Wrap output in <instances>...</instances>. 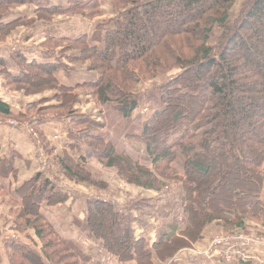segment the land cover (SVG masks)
<instances>
[{
  "label": "trees",
  "instance_id": "trees-1",
  "mask_svg": "<svg viewBox=\"0 0 264 264\" xmlns=\"http://www.w3.org/2000/svg\"><path fill=\"white\" fill-rule=\"evenodd\" d=\"M36 1L0 0V43L19 29L45 23L39 51L53 62L29 61L14 52L21 72L12 75L0 59V76L7 91L56 94L19 114L0 99V118L24 122L53 115L62 122L68 147L63 155L44 136L43 120L35 129L50 169L98 191L86 202L84 218H73L87 239L121 264H166L203 240L212 224L226 234L264 235V0H245L235 20L231 14L237 0ZM34 5L33 17L17 16L19 9ZM63 16L96 21L95 30L72 39L56 36L54 21ZM217 30L221 36L213 45ZM84 66L97 74L95 81L72 88L56 77ZM167 75L152 89L159 98L149 109L152 97L139 87ZM78 90L100 109L109 107L140 127L141 133L129 140L145 147L152 168L100 134L104 126L78 108ZM142 107L147 113L134 118ZM89 149L99 151L98 162L118 170L122 182L152 191L156 198L130 196L123 204L106 196L109 181L95 175L83 157ZM11 174L18 176L13 161L0 160V176ZM173 183L183 228L178 233L168 229L179 221L174 217L170 226L153 228L155 242L148 233L137 237L135 226L142 227L148 212L168 201ZM15 193L20 201L14 203L12 231L18 236L0 251L7 264L93 263L75 238L62 235L43 213L72 199L46 166Z\"/></svg>",
  "mask_w": 264,
  "mask_h": 264
},
{
  "label": "crops",
  "instance_id": "crops-1",
  "mask_svg": "<svg viewBox=\"0 0 264 264\" xmlns=\"http://www.w3.org/2000/svg\"><path fill=\"white\" fill-rule=\"evenodd\" d=\"M43 1V0H42ZM41 0H37L36 4H40ZM37 7L26 6L17 11V16H28L33 17L34 12ZM55 26L52 27L54 30V35L64 36L67 38H75L81 34L91 35L96 27V21H89L82 18H71V17H58L55 19ZM79 22H83L86 26L84 30H76L79 27ZM61 23H64L62 25ZM95 24V26H94ZM48 26L45 23H39L34 28L27 29L22 28L14 32L5 43H0V59L6 62V67L12 75H19L21 72L19 67L13 60L14 52L20 51L29 61H37L38 63H52L53 57L49 54H43L39 50V45L45 40L44 30ZM71 66H73L71 64ZM86 66L79 69H74L69 73L65 71H60L56 73V77L61 84L68 87H76L81 84H86L87 82H93L97 79V74L87 72ZM6 81L0 76V99L5 103L9 104L15 114H19L25 111L26 105L31 102H36L38 99L53 98L56 92H46L40 96H34L36 100H31L30 97L26 96L21 92H11L7 91L5 88ZM85 91L78 90L76 94L79 95L78 108H81V112L88 114L89 117L95 121L99 126H104L100 134L105 137L110 142L119 146L118 142H124L122 140H128L132 135L124 134L122 127V118L117 116V120L113 121L108 118L107 112H101L97 108L89 111L92 106V100L89 99L87 94L82 93ZM90 107V108H89ZM44 121L41 127L44 136L51 140L57 147V153L64 154L67 151V138L66 133L63 132V124L61 121L57 120L55 116H36L32 117L24 122H20L15 119L0 118V160L13 161L15 169L18 171V176L14 177L12 174L8 178L0 176V235L11 234L12 227L15 221V210L16 207L14 203H18L20 200L16 195V190L25 181L31 179L35 174L40 172L43 167H47L49 174L64 188L71 191L72 199L65 205H59L55 207H48L43 209V213L47 218L55 225L59 232L66 236L74 237L78 246L84 251L85 254L90 256L92 260H96L97 264H104L102 261L98 260L97 257L101 254H107L103 248L99 249L97 245L89 241L86 237V233L80 228L74 225L73 218L83 219L86 212V202L94 198L97 192H94L92 188L85 184H76L74 182L68 181L62 178L55 168L50 169L48 166V161L50 160L49 155L46 153L43 147L39 133L36 132L35 124L39 121ZM139 129V128H138ZM110 132V134L108 133ZM140 131V129H139ZM129 132V130H128ZM37 136L35 137L34 134ZM127 136V137H126ZM119 137V141L115 138ZM128 142V141H127ZM135 142L131 141L130 146H126V149L130 155L136 157L135 150L132 146ZM144 152L146 153L145 147L142 146ZM99 153V151L94 149H89L83 153V157L87 159L86 155H90L91 163L96 164L97 161L94 160V154ZM140 159L145 166L152 168V162L147 156L146 158L141 157ZM94 160V161H93ZM89 187L91 194H86L83 192L81 187ZM134 191L131 192L130 196L139 197L143 196L148 199L156 198V193L133 187ZM135 197V198H136ZM132 198V197H131ZM128 198L125 200H119V202L125 204ZM158 204V203H157ZM162 204V203H161ZM161 204L157 205L155 212H148L149 217L143 218L145 221L140 225L135 226L136 236L139 237L142 234L148 233L155 242L157 239V231L153 229L154 227L160 228L162 225L168 223L170 226L172 219L167 216V213H160ZM179 223L168 228L172 232L178 233L183 228L182 220L178 219ZM168 230V231H169ZM75 234V235H74ZM223 234L221 229L215 225H210L205 230V238L192 247L185 248L181 250L171 261L166 264H224L221 263L217 258H213L207 255L210 242L218 235ZM16 235V239H17ZM84 238L87 240L86 247L79 245L78 240ZM4 246L0 247V251H3ZM255 252L264 258V245L258 247ZM110 257V256H109ZM113 260V259H112ZM0 264H7V259L0 254ZM93 264V263H92ZM113 264H116V260H113ZM118 264H121L118 261ZM133 264V263H132ZM155 264H160L159 260H155Z\"/></svg>",
  "mask_w": 264,
  "mask_h": 264
},
{
  "label": "rangeland",
  "instance_id": "rangeland-1",
  "mask_svg": "<svg viewBox=\"0 0 264 264\" xmlns=\"http://www.w3.org/2000/svg\"><path fill=\"white\" fill-rule=\"evenodd\" d=\"M244 1L245 0H237V3H236V5L234 6V8L232 10L231 20H235L239 16V14L241 12V9L243 7ZM61 24L64 25V23H61ZM94 26H95V24H94ZM84 29H86V26L84 25V23L83 22H79V27H77L76 30L78 31V30H84ZM220 36H221V31L220 30H217L216 31V35H215V38H214L213 41H211V44L215 45L217 43V40H218V38ZM168 76L169 75L164 76V77H162V78H160L158 80H155V81L146 83V84L141 85L139 87L138 91H140V92L141 91L142 92H145V91L146 92H149L150 93L149 97H152L151 98V104L150 105H147L149 109L151 107H153L154 105H156V101L159 98V93L156 92V91H152V89L154 88L155 85H159V84L161 85L168 78ZM82 93H84V92H82ZM40 95H42V94L35 95V96H40ZM37 98H39V97H37ZM37 98H35L34 96L33 97H30V99L32 101L33 100H36ZM39 101H41V99L36 100V103L39 102ZM31 103H34V101L31 102ZM27 106L28 105H26V107ZM95 108H97L100 111L102 110L99 107H97V105L94 102H92V106H91V109L89 111H91V110H93ZM79 109L81 110V108H79ZM143 109H144L143 107L140 108L139 111H137L135 113L134 118H138V116L140 114H143V113L146 114L147 113V109L146 108L144 110ZM25 110H26V108H25ZM102 111L107 112V116H108V118L110 120H111V118L113 119V121H116L118 119L117 116H119V115L117 113L112 112V110L109 107L106 108V109H104V110H102ZM36 116H39V115H35V116H32V117H36ZM32 117H30V118H32ZM121 124H122L121 129L123 130L124 134H126V135L128 134V135H132V136H138L141 133L140 127L138 125H136L135 123H130V122H127V121L122 120V123ZM138 128L140 129V131H139ZM128 130H129V132H128ZM108 133L110 134L109 131H108ZM115 139L117 141H119V137H117ZM122 141H124V142H118L119 143V150L120 151L123 148H125L126 146H130L129 144L131 142V140H129V139L128 140H122ZM134 145H136V143ZM132 147L135 150V154L137 155L136 157H134V156L133 157L136 160H139L142 164H144L140 160V159H142L141 158L142 156L146 158V153L144 152V149H143L142 145L140 143H137V146L136 147H134V146H132ZM97 155H99V153L94 154V156H95L94 157V160L97 161L96 164L91 163L89 161V159H91L90 158L91 157L90 155H86L87 159L85 158V160L88 161V163L90 165V168L92 169V171H93V173L95 175L100 176L103 179H106L107 181H109V189H108L107 194H105V193H101V194H105L108 197H111V198H114V199L117 198L119 200H121V199L122 200H125V198H128L129 199L131 192L133 193V191H134V188L132 186L127 185L126 183L122 182V180L118 176V173H119L118 170H116V169H107V168L105 169L103 167V165L98 162L97 157H96ZM138 158H140V159H138ZM82 188H84L83 189V192H85L86 194H91V190L93 189L92 187H90V188H92L90 190V188L87 187V186L81 187V189ZM139 189H141V188H139ZM178 190L179 189H178V185L177 184L171 185V188H169L168 191H171L172 193L170 192L171 195L166 194L167 196H166L165 200H168V201L169 200H172V201L169 202V203H167L168 201L162 202L161 207H160V210H161L160 213L163 214L165 212L166 213H170L171 212V219H174V217H175L176 220H178V219L181 220V218H180L181 217V214H182V210H181V206H180L181 205V199L178 198V197H180L179 194L177 195V197L175 196L178 193ZM94 192H98V191H94ZM173 196H175V197L172 198V199H170ZM131 197L132 198H135L136 196L133 197V195H131ZM11 234L17 235L14 232H12ZM78 242H79V245H81L82 247H86V245H87V240H84V238L83 239L80 238L78 240ZM254 254H257V252L254 251ZM97 259L100 260V261H102L104 264H109V256L107 254H101V255H99L97 257ZM96 262L97 261L94 259L93 260V264H97ZM116 264H118V261L117 260H116Z\"/></svg>",
  "mask_w": 264,
  "mask_h": 264
},
{
  "label": "built area",
  "instance_id": "built-area-1",
  "mask_svg": "<svg viewBox=\"0 0 264 264\" xmlns=\"http://www.w3.org/2000/svg\"><path fill=\"white\" fill-rule=\"evenodd\" d=\"M34 134V133H33ZM36 137L37 135L34 134ZM16 235H0V247H3L6 241L15 240ZM264 245V235L257 234H220L211 242L207 255L227 263L238 261L251 262L253 264H264V258L254 251ZM110 264H113L112 259Z\"/></svg>",
  "mask_w": 264,
  "mask_h": 264
}]
</instances>
